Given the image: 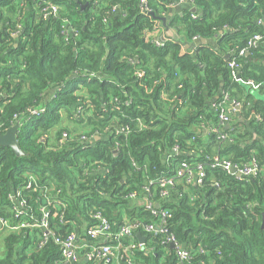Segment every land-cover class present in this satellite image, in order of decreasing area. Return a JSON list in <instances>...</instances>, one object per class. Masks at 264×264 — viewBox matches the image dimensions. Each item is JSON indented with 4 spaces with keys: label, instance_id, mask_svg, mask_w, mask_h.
Returning <instances> with one entry per match:
<instances>
[{
    "label": "trees",
    "instance_id": "trees-1",
    "mask_svg": "<svg viewBox=\"0 0 264 264\" xmlns=\"http://www.w3.org/2000/svg\"><path fill=\"white\" fill-rule=\"evenodd\" d=\"M44 1L58 5V17L40 16ZM176 1L146 0L143 13L139 0H0V134L14 114L45 105L16 130L22 154L0 146V212L31 170L65 203L52 210L63 212V222L49 219L56 234H84L93 210L116 231L124 221L154 220L127 194L173 175L182 160L218 154L241 164L254 157L256 174L238 178L206 165L201 184L178 181L160 206L170 211L169 232L192 251L189 264H264V98L250 92L264 95V42L247 45L264 31V0H190L165 16L177 38L156 45L145 32ZM64 18L79 31L67 41ZM224 92L241 106L221 127L228 139L220 142L209 128L217 124L212 104ZM62 112L78 127L63 125ZM124 125L127 134L116 132ZM62 132L69 139L59 144ZM37 196L27 193L33 207ZM139 232L152 249L135 251L132 264H178L163 235ZM36 234L1 233L0 264H61L51 241L35 250Z\"/></svg>",
    "mask_w": 264,
    "mask_h": 264
},
{
    "label": "built area",
    "instance_id": "built-area-1",
    "mask_svg": "<svg viewBox=\"0 0 264 264\" xmlns=\"http://www.w3.org/2000/svg\"><path fill=\"white\" fill-rule=\"evenodd\" d=\"M100 1V0H98ZM186 3L190 0H178ZM141 7L140 12L146 13L148 8L145 4L146 0H139ZM59 7L51 1H44L40 4L39 14L45 18L58 17ZM112 12L114 9L111 10ZM195 15H193L194 17ZM105 21V19H104ZM158 21V20H157ZM153 25L151 30L145 32L147 38L155 41L156 45H161L165 40L158 38L159 24ZM257 23H261L258 19ZM63 38L68 40L69 36H77L79 31L76 27L64 18L62 21ZM197 40V37H193ZM264 42V31L251 35L247 40L248 46H256L258 43ZM244 50L239 51V54ZM133 62L132 58L128 59ZM230 68L236 69L238 64L235 60L229 62ZM234 73V71H233ZM141 75L142 72H137ZM253 84L252 81H247ZM59 86L53 87L48 94L51 99L55 96L56 90ZM48 99V98H47ZM213 108L218 110L217 124L209 128L210 132L216 134L220 142L228 139L227 135L222 131L221 127L230 124L233 115L240 109V103L229 98L227 92L223 93L222 99L212 104ZM45 112V105H37L28 108L18 114L13 115L11 126L18 124L17 129L21 124V120L33 116H40ZM140 128L147 127L141 119H137ZM10 126V127H11ZM128 126L124 125L116 132L127 134ZM69 137L66 132H62L59 144L68 140ZM85 136L79 137V141H86ZM117 146V145H116ZM117 149V148H116ZM172 151L178 152L177 147H173ZM134 165V161L131 160ZM210 168H220L221 170L231 173L232 166H235L238 178H247L257 173L259 165L257 160L252 157L241 164H234L230 159L221 157L218 154L205 157L202 161L190 163L182 160L171 176H161L157 180H150L148 183L141 186L140 191L132 190L127 196L132 200H139L140 205L147 210L154 218L151 222L144 221H124L116 231L112 230L110 221L100 210H93L90 212L91 224L86 228L84 234H78V231L72 230L66 235L56 234L50 227L49 219L51 216H57L59 221L63 222V212L57 214V209H63L65 203L58 195L53 192L52 187L41 186L39 184V176L28 170L25 172L14 190L7 193L5 197L3 211L0 212V234L1 233H15L22 235H30L36 231L37 238L34 244L35 250L43 248L49 241L57 246L61 258V264H79L82 260L91 264H119L120 260L125 264H132L131 257L135 251H142L144 254L148 253L152 248L145 244V236L140 234L139 230L146 233H159L163 235L162 243L169 245L176 257L178 264H189L192 251L181 243L174 234L168 230V219L171 217L170 211L167 208L160 206V201L165 200L171 189L179 181L186 184L199 185L202 178L205 176V166ZM152 187L158 188L156 191ZM38 192L35 198V207H33L27 193ZM140 194H138V193ZM157 196V198L155 197ZM157 205V206H156ZM52 210H55L54 212ZM135 233L143 236L144 241L140 242L135 238ZM199 246L198 250L202 251Z\"/></svg>",
    "mask_w": 264,
    "mask_h": 264
},
{
    "label": "crops",
    "instance_id": "crops-1",
    "mask_svg": "<svg viewBox=\"0 0 264 264\" xmlns=\"http://www.w3.org/2000/svg\"><path fill=\"white\" fill-rule=\"evenodd\" d=\"M183 5H185V4L182 3V2H179V1H176V2H173V3L169 4L168 6H166L167 11L165 12V15L163 17L176 15L181 10V7ZM157 22L160 25L159 26V30H158V38L159 39H162V40L165 39L166 40L168 38H173V35L174 34L177 35V30L175 28L170 27V26L163 25L162 22L160 21V19ZM207 41L208 40H206V42ZM250 90H251L250 92L252 93V95L254 97H256V98H264V95H262V93L259 92V90H256V88H251ZM133 201L136 204H140L139 200H133ZM123 214H125V213L123 212ZM124 217H125V215H124Z\"/></svg>",
    "mask_w": 264,
    "mask_h": 264
},
{
    "label": "water",
    "instance_id": "water-1",
    "mask_svg": "<svg viewBox=\"0 0 264 264\" xmlns=\"http://www.w3.org/2000/svg\"><path fill=\"white\" fill-rule=\"evenodd\" d=\"M81 8H83V7H81ZM191 11L195 12L196 8L192 7ZM160 21L162 22L163 25H165L166 18L161 17ZM173 38L176 39L177 35L174 34ZM200 40L202 43L206 42V40L204 38H200ZM228 126H229V124L225 125V127H228ZM17 127H18V124L15 123L13 126L9 127L4 134H0V146H8L11 149H13L14 152H16L17 154L20 155V154H22V152L20 151V148L18 147V144H17L16 139H15V133H16ZM235 171H236L235 166H232L230 172L237 176V173H235ZM263 224H264V222L262 221V226H263ZM136 237L140 242L144 241L143 236H141L139 233L136 234Z\"/></svg>",
    "mask_w": 264,
    "mask_h": 264
},
{
    "label": "rangeland",
    "instance_id": "rangeland-1",
    "mask_svg": "<svg viewBox=\"0 0 264 264\" xmlns=\"http://www.w3.org/2000/svg\"><path fill=\"white\" fill-rule=\"evenodd\" d=\"M63 120V121H62ZM61 122L63 123V125H66V126H71V127H78L77 124L79 123H73L71 121H67L66 119V116H65V113L62 112V119H61Z\"/></svg>",
    "mask_w": 264,
    "mask_h": 264
}]
</instances>
